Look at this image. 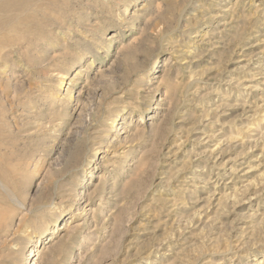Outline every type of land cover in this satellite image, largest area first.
<instances>
[{
    "label": "rangeland",
    "instance_id": "1",
    "mask_svg": "<svg viewBox=\"0 0 264 264\" xmlns=\"http://www.w3.org/2000/svg\"><path fill=\"white\" fill-rule=\"evenodd\" d=\"M62 11L46 31L43 87L28 70L13 80L26 77L45 106L20 116L25 104L0 96L18 149L0 264H17L55 216L61 227L45 232L37 264H264V0H66ZM80 68L67 122L44 127L57 73ZM122 109V129L107 135ZM29 118L35 127L21 126ZM100 148L85 209L69 211Z\"/></svg>",
    "mask_w": 264,
    "mask_h": 264
},
{
    "label": "bare ground",
    "instance_id": "2",
    "mask_svg": "<svg viewBox=\"0 0 264 264\" xmlns=\"http://www.w3.org/2000/svg\"><path fill=\"white\" fill-rule=\"evenodd\" d=\"M138 1H144V0H135V3H137ZM236 3H237V1H236ZM65 8H66V0H0V96H4V98H8V99L12 100V103L16 104V106H17L16 110L19 107L18 105H20L21 103L23 105L25 104V108L22 109L20 112H18V113H20L19 114L20 116H23L24 114H27V116H28V114L32 110H34L35 108L36 109L38 108L37 110H41V108L45 105H44V103L43 104L41 103L42 104L41 105V104H38L36 102L37 101L36 98H38V95L41 93V91H40V89L36 90L35 87L32 86V84H31L32 87L26 85L25 84L26 80L24 81V79H26V77L22 80L20 79L21 81L19 80L20 81L19 83L22 84L24 87L22 91L19 90V88H20L19 87L20 85L18 86L19 83H16V82L13 83V80L17 76L20 75L19 72H21L23 74L24 72H26L28 70L29 71L28 72L29 79H32L35 82L39 81L40 85H41L40 88L43 87L42 83H45L44 81L47 80L48 77L38 76V74H40V70L42 68H44V67H46V68L50 67L51 68L52 67L51 60L49 62H47L48 57L45 56V58H42V56H43L42 53L44 54L45 49L49 46V43H47L46 40H44L46 38V31H47L48 26L56 24L57 20L61 19V17L64 16L63 14L65 11L63 12L62 10H64ZM66 29H67V26H66ZM57 33H58V31H57ZM112 37H113V35H111L109 37V39H112ZM39 42H43L44 45L38 47ZM109 49H110V46H108L106 48V51H109ZM193 49L195 51V47H193L192 50ZM100 56H99V58H101ZM99 58L96 59V57H95V58L91 59L89 65L94 64ZM157 59H159V58H157ZM82 60H83L82 57L76 58L72 62L71 69L73 71H75L79 67V65L82 63ZM161 62L162 61H160V59H159V65L161 64ZM84 71H86L85 68H80V70H78L77 72H75L73 74H71V72H68V71H64L63 73L61 71H59L57 73L58 78H60L58 81L57 87H55L57 89H55V91L54 90L51 91V93L48 94V96H50V98H49V101H47L45 103V104H47V106H49V108H47L46 110H43V114L41 112H39V114L41 113V115L45 118H47L50 114V116H49L50 119H48L49 121L47 123H46V121L44 122L47 124V125L45 124L44 127L48 128L49 127L48 124L50 125V124L54 123V126H52V128H53V127H55V125L58 124V123H56L57 121L59 122V124L63 123L65 125V123L67 122V121H65V117L69 116V114H70V110L68 107L73 102H75L77 99L76 93H74L73 91H74V89L78 88V86L80 84L81 76L83 75ZM22 74L20 76H22ZM51 75H53V74H51ZM24 76H26V75H24ZM66 79H69L68 86H67V83L65 82ZM17 87H19V88H17ZM61 91H66L65 92V98L64 99L62 98L63 101L60 99ZM35 94H37V95H35ZM41 98H42V96H41ZM41 98H39L38 100H40ZM44 98L45 97H43V99ZM8 99H1V101L2 100H8ZM10 100L7 102H10ZM60 100L62 101V103L57 105ZM4 102H2V103H4ZM2 103L0 102V205L3 203L4 199H6V198L12 199L9 183L6 182L8 180V175L10 173V171L8 170L7 162H8V160H10L11 156H13V155L17 156L18 155V154H16V152L18 153V151H17L18 149L16 150V148L14 147L15 144L13 145L11 143L13 140L11 141L9 139L10 132L11 133H13V132L9 131V129H8V126L6 123L7 121L5 120V119H7V118H5L7 116H5V110H4L6 107L4 108ZM51 105L53 106V108H51ZM77 105L78 104L76 103V106ZM5 106H7V105H5ZM11 106H13V105H11ZM152 108H153L152 101H149L144 106L139 108V112L141 114H143L145 112L152 110ZM13 109H14V107H13ZM44 111L46 112L45 116H44ZM127 114L128 113L125 111V109H122L121 111L116 112V114H114L113 117H111V122L109 121V123H108L111 125V129L109 130V134H107V135H112L114 137V134H116V133L119 134L120 130L122 129V127L120 128V125H121L122 121L124 120V118H126ZM32 119H33V117H32ZM39 119H41V118H39ZM34 120H36V119H34ZM34 122L35 121H32L29 118L25 121V123L23 122L22 123L23 125L21 124V126H23V127H27V126L29 127L30 125L34 126V124H33ZM36 122H37V120H36ZM42 122H43V120H42ZM32 126H30V127H32ZM50 127H49V129H50ZM17 129H19V127ZM23 129L25 130V128H23ZM23 129L20 128L19 130H23ZM26 131L24 133H26ZM29 131H31V129ZM21 132L23 133V131H21ZM31 132L33 133V129ZM36 132L38 133V131H36ZM39 132H41V131L39 130ZM19 134H20V132H19ZM19 134H18V136H19ZM32 135L30 134L29 136H32ZM87 135H88V133H87ZM107 135H105V136H107ZM20 136H22V135H20ZM12 138H15V137H12ZM20 138H22V137H20ZM15 142H16V140H15ZM101 148L95 150L92 153V156L90 157L89 166L85 170V174L82 176V178L80 180L81 181L80 187H79L80 191L77 195V198L74 200L73 205L69 211L81 210V209L84 210L85 209L84 199H85V195L87 193L88 187L92 183L91 178L94 177L96 175V171H98L100 169L98 165L94 166V164H96V161H97L96 159L99 158L100 153L107 151L106 149H101ZM19 150H20V148H19ZM54 154H56V153H54ZM75 154L77 155V152ZM72 157H75V155ZM76 158H77V160L79 159L78 157H76ZM92 161H94V162H92ZM56 166H58V165H56ZM63 170L62 169H61V171L55 170L53 172L55 177H60L64 173ZM65 175H66V173H65ZM55 177H53V175H52V177L50 178L51 184L54 181ZM50 190H49V192H50ZM52 193H53V191H52ZM46 197H48V196H45V199H46ZM218 200L220 201L219 198H218ZM222 200L223 199H221V202H222ZM52 221H53V223H52L51 228H49V226H44L45 228L42 231H40V233L38 235H36L35 237H32V238L28 237L27 243L22 248H20V251L18 254L17 264H37L36 263V260H37L36 257L39 254V250H40L39 248L42 247V245L44 243V239L46 237H48V234H45V232L49 231V235L53 236L54 234H58V229L61 227L62 219L60 217L55 216L52 219ZM256 241H257L256 243H258V240H256ZM263 241H264V239H263ZM82 242H80L78 244L77 250H79L82 247ZM254 244H255V242H254ZM263 260L264 259L262 258L261 261H263ZM255 261H256V259L253 262H255ZM208 263H210V262H208ZM187 264H190V263L188 262ZM255 264H257V262Z\"/></svg>",
    "mask_w": 264,
    "mask_h": 264
}]
</instances>
